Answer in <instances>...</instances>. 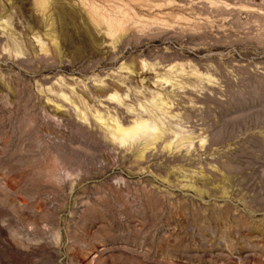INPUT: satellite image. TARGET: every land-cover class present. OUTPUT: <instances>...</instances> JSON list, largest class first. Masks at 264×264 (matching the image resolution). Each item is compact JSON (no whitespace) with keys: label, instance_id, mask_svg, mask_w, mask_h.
<instances>
[{"label":"rangeland","instance_id":"1","mask_svg":"<svg viewBox=\"0 0 264 264\" xmlns=\"http://www.w3.org/2000/svg\"><path fill=\"white\" fill-rule=\"evenodd\" d=\"M0 264H264V0H0Z\"/></svg>","mask_w":264,"mask_h":264},{"label":"bare ground","instance_id":"2","mask_svg":"<svg viewBox=\"0 0 264 264\" xmlns=\"http://www.w3.org/2000/svg\"><path fill=\"white\" fill-rule=\"evenodd\" d=\"M108 24V23H107ZM110 26V28H112L113 27V24H110L109 25ZM204 30V29H203ZM206 31V30H205ZM110 35H114V31H111V33H110ZM170 69L171 68H173V67H169ZM169 73H171V72H169ZM168 72L166 73V74H162V75H160L158 78H154L153 80H152V82H153V85L155 86V87H161V88H163V87H168L173 81H178L177 80V74H169ZM173 73V72H172ZM196 78H198L199 80L198 81H200V80H205V78L203 77V74L201 73V75H199V73L198 72H194V73H192ZM209 74H208V72H207V76H208ZM212 76V75H211ZM191 77H192V75H191ZM196 78H194V79H196ZM208 78H210V76H208ZM211 79V78H210ZM209 79V80H210ZM213 79V78H212ZM197 80V79H196ZM207 80V79H206ZM209 80H207V82L209 81ZM211 81H213L214 82V80H211ZM210 82V81H209ZM192 85V84H191ZM174 90V89H173ZM171 95V94H170ZM154 97V96H153ZM169 97V96H168ZM109 99H114V97L113 96H110V98ZM119 101V100H118ZM121 101V100H120ZM119 101V103H121ZM119 103H117V105L119 104ZM116 104V103H115ZM122 104H124V103H122ZM122 104H120V105H122ZM123 106V105H122ZM120 108V107H119ZM148 112V111H147ZM126 113H128V112H126ZM136 114V113H135ZM131 118V117H130ZM150 119V118H149ZM128 123V122H127ZM150 121L148 120H144V119H142V118H140V119H138V120H136L135 122H134V125L133 126H130V127H128V129H121L120 128V126H118L117 127V129H115L114 131H111V135L113 136V138L115 139V140H120V141H122V140H124V139H126L127 137H136V136H138V137H143V136H146L147 135V137L148 138H152V140L154 141V140H158V139H160L161 138V135H160V133H155V134H153V133H150V131H149V129H150ZM122 127V126H121ZM123 128V127H122ZM169 130V129H168ZM166 133V132H165ZM99 139V138H98ZM101 142V141H100ZM122 144V143H121Z\"/></svg>","mask_w":264,"mask_h":264}]
</instances>
